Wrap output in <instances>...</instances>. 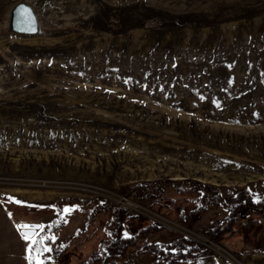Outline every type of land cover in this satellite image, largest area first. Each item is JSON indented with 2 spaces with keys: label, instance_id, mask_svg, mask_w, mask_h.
Listing matches in <instances>:
<instances>
[{
  "label": "rangeland",
  "instance_id": "374dc122",
  "mask_svg": "<svg viewBox=\"0 0 264 264\" xmlns=\"http://www.w3.org/2000/svg\"><path fill=\"white\" fill-rule=\"evenodd\" d=\"M17 1L0 0V264H29L16 225L66 207L41 259L77 264L115 205L134 212L125 234L164 227L119 264H164L146 245L222 223L220 195L264 196V0H25L33 34L6 30ZM247 210L179 264H264V219Z\"/></svg>",
  "mask_w": 264,
  "mask_h": 264
},
{
  "label": "trees",
  "instance_id": "16d2710c",
  "mask_svg": "<svg viewBox=\"0 0 264 264\" xmlns=\"http://www.w3.org/2000/svg\"><path fill=\"white\" fill-rule=\"evenodd\" d=\"M132 186L133 188H138L136 189L137 193L142 195L141 197L144 199L153 196L154 192L159 189L151 187L149 188L150 190L148 189L146 192H142L140 187L141 183H135ZM174 189L179 193L192 190L191 187H185V189H183L181 186L174 187ZM226 198H223L220 195L218 196V199L213 202H218L219 204L222 202L223 205H221V207L223 210L226 209L228 211V215L222 223H219L218 221L214 222L213 226L206 230V234L214 237L217 233L224 234L230 231V225L234 222L233 216L242 208L253 210L264 219V196L255 200L246 189H239L232 197ZM226 200H228V205H225ZM100 212L103 211L99 205H94L90 208L87 211L88 215L85 224L89 226L91 221L96 219ZM133 214L134 212L131 211V209L124 206L115 205L114 207H111L109 218L106 223L102 225L103 236L98 240L95 248L79 260L77 264H119L122 257L127 254L129 248L136 245L138 238L146 237L148 234L156 233L164 228L158 223L151 222L140 227L133 234H125L122 231L124 220L127 216H132ZM50 224L53 223L44 225L47 226ZM61 226L62 223H60L58 227H53L50 230L46 228L45 231L50 233ZM146 247V251H154L159 254L161 258H165L164 264H179L181 261L190 262L198 257L207 255L208 253L207 248L197 245L195 241L185 235H178L171 239L169 245H167L164 250H161L159 246L146 245ZM62 251L63 247H54L53 256H60Z\"/></svg>",
  "mask_w": 264,
  "mask_h": 264
},
{
  "label": "snow or ice",
  "instance_id": "6c2138e0",
  "mask_svg": "<svg viewBox=\"0 0 264 264\" xmlns=\"http://www.w3.org/2000/svg\"><path fill=\"white\" fill-rule=\"evenodd\" d=\"M9 200L12 201L13 198L9 197ZM17 204H20L21 201L15 200ZM73 208H63L60 210L58 221L50 225H41V224H19L16 225L17 231L20 233L21 238L27 243V252L28 255L26 259L29 261V264H45V261L41 259L44 253L51 252L52 249L48 247L49 241H55V235L49 234L45 229H51L53 227H58L60 223L66 222L65 217L70 215ZM11 216V213H9Z\"/></svg>",
  "mask_w": 264,
  "mask_h": 264
},
{
  "label": "water",
  "instance_id": "95a60500",
  "mask_svg": "<svg viewBox=\"0 0 264 264\" xmlns=\"http://www.w3.org/2000/svg\"><path fill=\"white\" fill-rule=\"evenodd\" d=\"M6 30L15 33L33 34L41 30V24L33 5L25 0L17 1L9 10Z\"/></svg>",
  "mask_w": 264,
  "mask_h": 264
},
{
  "label": "built area",
  "instance_id": "2783aa9c",
  "mask_svg": "<svg viewBox=\"0 0 264 264\" xmlns=\"http://www.w3.org/2000/svg\"><path fill=\"white\" fill-rule=\"evenodd\" d=\"M253 214H255V212H253V210L248 209L246 212H244V214H242V221L246 222L247 220H249L253 216ZM185 236L189 237L190 239H192L196 243L200 244L201 246H204L206 248H213L214 247L215 249H217V247H215V246H217V244L215 243L214 239L211 238L206 233H202V232H198V231H190Z\"/></svg>",
  "mask_w": 264,
  "mask_h": 264
}]
</instances>
